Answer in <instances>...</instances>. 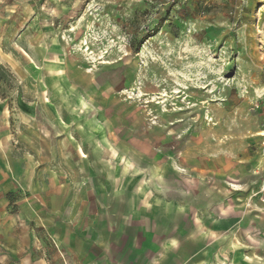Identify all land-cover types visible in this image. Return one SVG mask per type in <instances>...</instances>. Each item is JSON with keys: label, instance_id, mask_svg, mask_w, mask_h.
Wrapping results in <instances>:
<instances>
[{"label": "rangeland", "instance_id": "1", "mask_svg": "<svg viewBox=\"0 0 264 264\" xmlns=\"http://www.w3.org/2000/svg\"><path fill=\"white\" fill-rule=\"evenodd\" d=\"M0 100L36 170L0 205V264H95L49 237H71L57 193L139 208L184 264H264V0H0Z\"/></svg>", "mask_w": 264, "mask_h": 264}, {"label": "crops", "instance_id": "2", "mask_svg": "<svg viewBox=\"0 0 264 264\" xmlns=\"http://www.w3.org/2000/svg\"><path fill=\"white\" fill-rule=\"evenodd\" d=\"M10 117L6 102L0 100V205H6L7 194L29 187V183L33 181L30 180V174L36 172L30 164L28 152L22 153L20 151L17 153L16 148H13L9 140L11 134L9 129ZM85 204L84 201L81 203L74 202L71 196L62 198L59 193L50 197L47 205L51 208V215H55L53 220L60 227H68L69 231L67 232L71 235L67 241L65 236L61 237L60 232L51 234L47 231L60 252L68 250L75 255L77 261L83 260L95 264H112L113 262L114 264H127L129 262L134 264H184L185 257L179 246L180 239L178 237L176 239L167 238V236L159 234L161 229L157 231L154 226L150 229L149 226L138 223L140 219L144 218L139 208H130L126 212L123 210V213L118 210L108 212L105 207L100 211H94L90 217V210L85 207ZM41 212L45 216L43 211ZM65 214L68 215V217L64 216L67 220H63ZM175 215L172 214V209H169L164 214L154 215L152 212L149 215L145 214V217H148L154 225L158 222L160 225L164 224V226L172 228ZM127 217H130L131 220H127ZM87 219L94 221L95 236H98L96 233L98 232L100 237H106L103 241L98 242L99 245H102L98 251L92 248L94 244L90 242L91 236L85 235V232L80 230L81 227L76 225V222ZM112 226L116 228L111 229ZM126 226H130L132 231H127ZM180 228L181 230L178 231L182 232V227ZM172 231L170 232L171 235L175 229ZM110 233L116 243L122 244L121 248L115 250L116 255L114 256L113 248L115 249V245L108 240ZM102 234L106 235L102 236ZM139 235L145 237V241L140 242ZM38 263L48 264L44 259H39Z\"/></svg>", "mask_w": 264, "mask_h": 264}, {"label": "trees", "instance_id": "3", "mask_svg": "<svg viewBox=\"0 0 264 264\" xmlns=\"http://www.w3.org/2000/svg\"><path fill=\"white\" fill-rule=\"evenodd\" d=\"M132 47H133V50L135 51V52H138L139 51V44L138 45H134V44H132Z\"/></svg>", "mask_w": 264, "mask_h": 264}]
</instances>
